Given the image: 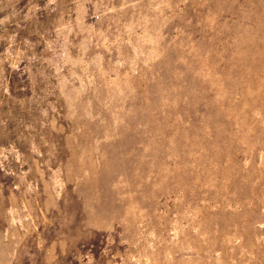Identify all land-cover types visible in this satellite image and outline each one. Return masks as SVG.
I'll return each mask as SVG.
<instances>
[{"label": "rangeland", "instance_id": "1", "mask_svg": "<svg viewBox=\"0 0 264 264\" xmlns=\"http://www.w3.org/2000/svg\"><path fill=\"white\" fill-rule=\"evenodd\" d=\"M0 264H264V0H0Z\"/></svg>", "mask_w": 264, "mask_h": 264}]
</instances>
